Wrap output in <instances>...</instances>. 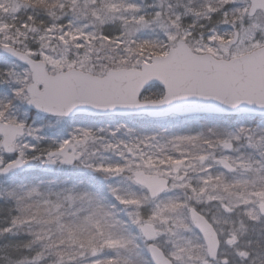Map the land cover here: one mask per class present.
I'll list each match as a JSON object with an SVG mask.
<instances>
[{
    "label": "snow or ice",
    "instance_id": "obj_1",
    "mask_svg": "<svg viewBox=\"0 0 264 264\" xmlns=\"http://www.w3.org/2000/svg\"><path fill=\"white\" fill-rule=\"evenodd\" d=\"M0 264H264V0H0Z\"/></svg>",
    "mask_w": 264,
    "mask_h": 264
}]
</instances>
